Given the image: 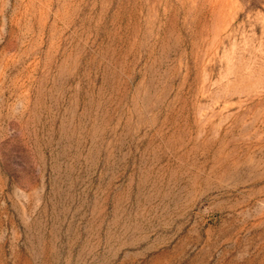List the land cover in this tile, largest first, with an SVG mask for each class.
<instances>
[{
	"label": "rangeland",
	"instance_id": "rangeland-1",
	"mask_svg": "<svg viewBox=\"0 0 264 264\" xmlns=\"http://www.w3.org/2000/svg\"><path fill=\"white\" fill-rule=\"evenodd\" d=\"M0 264H264V0H0Z\"/></svg>",
	"mask_w": 264,
	"mask_h": 264
}]
</instances>
